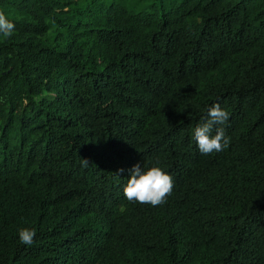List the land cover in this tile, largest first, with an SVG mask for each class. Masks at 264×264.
Returning a JSON list of instances; mask_svg holds the SVG:
<instances>
[{
    "label": "trees",
    "instance_id": "16d2710c",
    "mask_svg": "<svg viewBox=\"0 0 264 264\" xmlns=\"http://www.w3.org/2000/svg\"><path fill=\"white\" fill-rule=\"evenodd\" d=\"M80 1L0 0V264H264V0Z\"/></svg>",
    "mask_w": 264,
    "mask_h": 264
},
{
    "label": "clouds",
    "instance_id": "9594fccd",
    "mask_svg": "<svg viewBox=\"0 0 264 264\" xmlns=\"http://www.w3.org/2000/svg\"><path fill=\"white\" fill-rule=\"evenodd\" d=\"M15 25L0 12V34L5 38L11 37ZM207 119L194 130L197 147L202 154L223 151L228 146V139L221 125L226 124L229 114L220 105L214 104L209 108ZM213 131L215 134L213 135ZM90 162L82 159V165L87 166ZM173 179L161 167L153 166L144 170L139 164L131 169V177L123 189L124 196L128 201L140 204H149L153 207L159 206L166 201L172 193ZM36 236L35 229L23 228L19 230L20 242L31 246Z\"/></svg>",
    "mask_w": 264,
    "mask_h": 264
},
{
    "label": "rangeland",
    "instance_id": "374dc122",
    "mask_svg": "<svg viewBox=\"0 0 264 264\" xmlns=\"http://www.w3.org/2000/svg\"><path fill=\"white\" fill-rule=\"evenodd\" d=\"M85 1H87V0H81L80 3H83V2H85Z\"/></svg>",
    "mask_w": 264,
    "mask_h": 264
}]
</instances>
